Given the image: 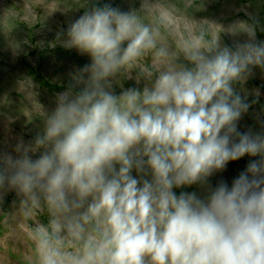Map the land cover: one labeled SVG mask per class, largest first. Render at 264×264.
I'll return each mask as SVG.
<instances>
[{"label":"clouds","instance_id":"clouds-1","mask_svg":"<svg viewBox=\"0 0 264 264\" xmlns=\"http://www.w3.org/2000/svg\"><path fill=\"white\" fill-rule=\"evenodd\" d=\"M195 4L105 3L69 26L63 47L91 63L40 112L41 133L0 153V204L16 193L27 264H264V132L238 130L264 41L258 21H196ZM133 72L145 86L123 89ZM246 155L230 187L175 191Z\"/></svg>","mask_w":264,"mask_h":264},{"label":"rangeland","instance_id":"rangeland-1","mask_svg":"<svg viewBox=\"0 0 264 264\" xmlns=\"http://www.w3.org/2000/svg\"><path fill=\"white\" fill-rule=\"evenodd\" d=\"M169 2L182 8L184 0ZM105 3L127 12L138 9L141 0H0V153L15 156L19 140L28 143L41 133L40 112L51 113L57 94L71 82V74L91 63L89 55L66 49L62 41L67 38L69 26L86 10ZM185 12L196 21L207 20L224 27L237 21H258L257 40L264 41V0H196ZM245 39L244 35H222V42L228 46ZM131 75L122 80L123 89H142L145 82L138 84L135 72ZM113 88L117 95L122 91L120 84ZM237 88L240 90L239 85ZM244 88L259 89L260 97L242 116L238 130L264 132V70L253 69ZM251 159L257 158L246 155L230 161L223 171L209 177L207 186L192 185L175 191L195 192L203 198L208 186L215 188L223 181L230 187ZM17 205L14 191L7 193L0 204V264H27L30 255L14 214Z\"/></svg>","mask_w":264,"mask_h":264}]
</instances>
